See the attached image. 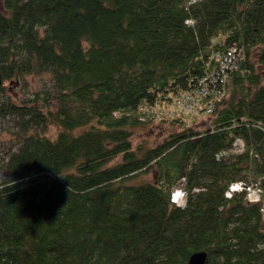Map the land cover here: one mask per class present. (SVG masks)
<instances>
[{
    "label": "trees",
    "instance_id": "trees-1",
    "mask_svg": "<svg viewBox=\"0 0 264 264\" xmlns=\"http://www.w3.org/2000/svg\"><path fill=\"white\" fill-rule=\"evenodd\" d=\"M234 43L208 125L167 114ZM0 71L51 80L30 97L0 87L16 127L0 264H188L200 250L206 264H264V0H0ZM154 123L175 131L135 146L134 128ZM180 185L185 208L170 202Z\"/></svg>",
    "mask_w": 264,
    "mask_h": 264
},
{
    "label": "rangeland",
    "instance_id": "rangeland-1",
    "mask_svg": "<svg viewBox=\"0 0 264 264\" xmlns=\"http://www.w3.org/2000/svg\"><path fill=\"white\" fill-rule=\"evenodd\" d=\"M51 80L49 76V72H32L26 75L25 79L18 80L17 82H10L8 79H3V84H6V92L11 95L21 97H30L33 91V87L37 89H42L43 87H49L51 85ZM2 94L0 90V95ZM213 114L207 115L200 120H197L194 127L204 128L208 125V123L212 120ZM16 131V127L14 126V122L11 118H4L0 116V182L5 176L4 163L2 162L6 157L8 152L10 151L12 145L15 144L16 140L13 139L14 132ZM49 135L51 137H55L58 132V127L55 125H51L49 127ZM175 128L171 125H162L159 123L147 124L144 126H138L134 128V134L132 137L133 144L136 146L139 143H144L146 145L155 144L163 139H165L170 133L174 132ZM15 146V145H14ZM245 146V142L241 137H238L233 145L230 148V151H227L226 154L232 152H240L243 150ZM153 177L152 172L142 174L138 177V179H133L131 181H140L141 179H151ZM242 183L238 181V184L232 189V191H236L240 189ZM254 187L248 188L249 196L255 201H258L257 194L260 192V187L257 185H253ZM178 187H182L181 185ZM177 189V187L175 188ZM181 189V188H180ZM233 192H231L232 194Z\"/></svg>",
    "mask_w": 264,
    "mask_h": 264
},
{
    "label": "built area",
    "instance_id": "built-area-1",
    "mask_svg": "<svg viewBox=\"0 0 264 264\" xmlns=\"http://www.w3.org/2000/svg\"><path fill=\"white\" fill-rule=\"evenodd\" d=\"M189 2L193 3V0H189ZM239 55L240 49L236 43L231 44L225 50L217 51L215 58L218 60V67L212 72L206 73L194 80L192 79L193 85L191 89L174 96L168 111L166 110L167 114L176 115L183 112L201 118L210 115L215 109L217 102L223 98L224 93L221 85L225 83L230 70L237 66ZM205 98H209L207 102L204 101ZM163 112L162 109L159 110L158 115H161ZM236 184L238 182L232 184L230 190L227 192L228 196L231 195V192H234L232 189ZM244 187L246 186L242 183L239 190H242ZM249 187L251 186H248L247 189ZM255 195L260 200L261 190ZM247 197L250 201H254L249 196V193H247Z\"/></svg>",
    "mask_w": 264,
    "mask_h": 264
},
{
    "label": "clouds",
    "instance_id": "clouds-1",
    "mask_svg": "<svg viewBox=\"0 0 264 264\" xmlns=\"http://www.w3.org/2000/svg\"><path fill=\"white\" fill-rule=\"evenodd\" d=\"M193 2H196V0H193ZM58 177L62 178L61 176ZM187 195L183 188H177L171 193L170 202L178 208H185L187 206Z\"/></svg>",
    "mask_w": 264,
    "mask_h": 264
},
{
    "label": "water",
    "instance_id": "water-1",
    "mask_svg": "<svg viewBox=\"0 0 264 264\" xmlns=\"http://www.w3.org/2000/svg\"><path fill=\"white\" fill-rule=\"evenodd\" d=\"M3 83L2 73L0 71V87ZM207 252L204 250L194 252L190 258L188 264H206Z\"/></svg>",
    "mask_w": 264,
    "mask_h": 264
}]
</instances>
